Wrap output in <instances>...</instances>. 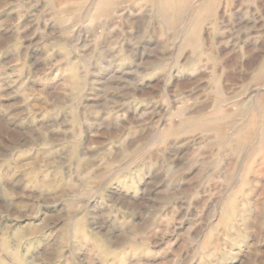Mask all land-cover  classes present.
Listing matches in <instances>:
<instances>
[{"label":"rangeland","instance_id":"374dc122","mask_svg":"<svg viewBox=\"0 0 264 264\" xmlns=\"http://www.w3.org/2000/svg\"><path fill=\"white\" fill-rule=\"evenodd\" d=\"M0 264H264V0H0Z\"/></svg>","mask_w":264,"mask_h":264},{"label":"crops","instance_id":"0c3cea01","mask_svg":"<svg viewBox=\"0 0 264 264\" xmlns=\"http://www.w3.org/2000/svg\"><path fill=\"white\" fill-rule=\"evenodd\" d=\"M159 77H127V82L129 83H135V82H145V83H149V82H155L158 80ZM173 78H185L186 80H195V78L197 77H173ZM221 78V77H218V79ZM167 79H172V77H167ZM222 81H224L226 79V77H222L221 78ZM153 99L154 98H148V96L145 94V95H142V96H139V97H136L134 102V106L137 107V106H148L149 103L152 104L153 102Z\"/></svg>","mask_w":264,"mask_h":264}]
</instances>
